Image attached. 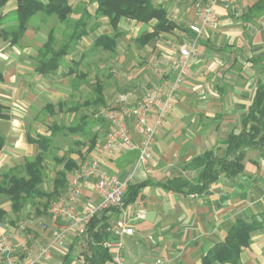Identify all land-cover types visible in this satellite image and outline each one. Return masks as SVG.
Returning a JSON list of instances; mask_svg holds the SVG:
<instances>
[{
  "label": "crops",
  "instance_id": "1",
  "mask_svg": "<svg viewBox=\"0 0 264 264\" xmlns=\"http://www.w3.org/2000/svg\"><path fill=\"white\" fill-rule=\"evenodd\" d=\"M67 2L71 12L64 20L54 13L37 11L16 43L2 32L17 24L16 16L9 18L15 13L17 1L7 0L0 6V102L8 115L0 121L4 137L0 181L4 174L15 171L18 176H26L22 168L41 152L36 141L40 137L48 138V147L54 139H65L68 145L53 156L57 168L54 172L51 169L49 188L43 189L51 192L55 180L60 181L54 199L48 200L51 205L68 201L74 181L79 184L83 201L96 202L92 179L78 177L94 159L120 180H126L128 186L136 185L133 201L121 207L133 229L131 235L122 238L126 264L155 259L161 264H201L203 254L223 241L235 220L252 218L263 229L251 234L233 264H264V146L243 147V171L231 177L221 174L205 191L194 192L187 187L177 192L164 186L174 178L195 184L200 170L187 164L206 151L217 157L225 155L228 135L240 131L255 90L264 83V0L217 3L214 27L199 39L189 28L196 19L197 0H150L152 5L164 7L168 20L175 24L170 31L156 35H149L155 19L139 22L122 17L113 29L108 17L97 13L96 2ZM36 18L40 24L32 27ZM80 32V37H73ZM114 32L118 35L113 50L96 46L97 37ZM49 37L55 50L65 44L68 50L55 71L41 74L36 66L40 59L47 58L40 51ZM180 44L193 46L198 54L191 59L189 74L178 86L173 105L155 135L147 167L137 165L136 150H103L108 123L96 112L95 119L90 118L86 109L134 104L147 87L158 96L174 78L169 59ZM94 52L100 55L94 57ZM152 60L157 61L155 67ZM85 65L93 66L96 72L90 74ZM7 94L14 97L13 103L3 98ZM40 107L46 116H41ZM44 162L43 158L42 165ZM8 201L0 204L5 211L0 235L11 236L17 247L23 238L28 244L36 239L39 247L30 251L36 264L85 263V256L90 254L86 233H78L74 223L50 210L48 213L46 202L31 211L32 221H28L27 211L13 212ZM139 210L144 216L136 217ZM120 215L119 208L105 211L106 219L101 222L106 225L105 242L116 240L110 228ZM62 228L64 235L57 241L56 231ZM40 248H46L47 255H40ZM107 249V264H113V247ZM14 255L21 257L19 251Z\"/></svg>",
  "mask_w": 264,
  "mask_h": 264
},
{
  "label": "trees",
  "instance_id": "2",
  "mask_svg": "<svg viewBox=\"0 0 264 264\" xmlns=\"http://www.w3.org/2000/svg\"><path fill=\"white\" fill-rule=\"evenodd\" d=\"M7 0H0V6ZM17 7L15 16L17 24L12 30H3L5 37L10 36V41L16 43L23 35L28 20L37 12L42 11L48 14L54 13L61 20H64L71 12V6L67 0H48L46 3L40 0H16ZM97 3V13L105 15L109 19V24L116 29L118 21L122 17L134 19L139 22L156 20V25L152 34L156 35L161 31H170L175 24L168 20L164 7L154 6L150 0H89ZM1 20V16H0ZM118 32L112 35L103 34L95 40L96 46L113 50L115 37ZM81 32L73 37H80ZM148 37V35H147ZM51 37L44 44L40 55H47V58L40 59L36 66V71L41 74L50 73L56 70L60 58L66 54L68 45L65 44L55 50L51 46ZM3 80L0 73V82ZM5 106L0 102V121L7 118ZM41 150L33 159H29L23 166L26 176H18L14 173H7L0 181V194L8 197L14 212H18L22 207L23 200L34 197H46L48 200L57 192L59 180H55L54 189L45 192L40 189L43 181V153L49 145L48 138L40 137L36 140ZM226 153L221 157L214 156L211 151L193 158L187 166L199 169V177L195 184L184 178H174L164 186L177 192H183L190 187L194 192L205 191L210 183L215 181L221 174L231 177L243 171V147L262 148L264 146V83L259 84L255 90L251 104L248 107L246 116L241 121L240 131L230 133L226 139ZM4 144V137L0 132V150ZM62 182V181H61ZM136 185H127L124 203L133 201L135 197ZM5 211L0 209V221L3 219ZM106 219L105 211L89 219L86 229V240L89 255H86L84 264H107L110 261V254L104 242L107 239L106 225L101 222ZM263 229L262 224L255 218L250 220H235L223 239L216 243L201 257V264H225L237 263L242 247L248 245L253 232Z\"/></svg>",
  "mask_w": 264,
  "mask_h": 264
},
{
  "label": "built area",
  "instance_id": "3",
  "mask_svg": "<svg viewBox=\"0 0 264 264\" xmlns=\"http://www.w3.org/2000/svg\"><path fill=\"white\" fill-rule=\"evenodd\" d=\"M240 0H197L195 4L196 19L191 22L189 28L195 39L205 35L208 28L214 27L215 6L219 2L236 5ZM198 54L193 46L180 44L176 52L171 54L169 68L173 72V80L170 84L159 90V95H153L152 89H145L142 96L134 104L121 103L116 106H103L96 111V116L108 123V128L102 142L105 151L136 150V163L147 167L152 157L155 135L161 128L166 113L173 105L176 89L181 85L190 71V61ZM157 67V65H156ZM82 179H92V188L97 196L96 202L83 201L79 184L73 182L69 199L65 203H54L50 212L62 220H70L76 225V231L86 233L87 222L97 213L119 208L121 215L110 228L111 234L116 240L112 244L105 242V247H113L111 261L113 264H126L123 259V240L126 235H131L133 229L126 211L121 208L124 204L125 192L128 182L120 180L115 174L108 172L94 159L83 167L78 175ZM144 216V212H137V216ZM42 227H45L43 224ZM65 228L56 231V240L60 241ZM28 244L23 238L16 246L8 235H0V264H36V260L30 256V251L38 246V241L32 239ZM33 246V247H32ZM19 249V250H18ZM20 252L21 257L14 253ZM13 253V256L11 255ZM40 255H47L46 248H40ZM140 264H161V260L141 262Z\"/></svg>",
  "mask_w": 264,
  "mask_h": 264
},
{
  "label": "rangeland",
  "instance_id": "4",
  "mask_svg": "<svg viewBox=\"0 0 264 264\" xmlns=\"http://www.w3.org/2000/svg\"><path fill=\"white\" fill-rule=\"evenodd\" d=\"M10 17H15V13H10L9 14V18ZM16 18V17H15ZM194 21V20H193ZM48 23V22H47ZM40 24V21L36 18L34 21H33V23H32V27H34V26H36V25H39ZM48 25H50V23H48ZM46 26H47V24H46ZM59 33H57V36H58V38H59V40H60V38H61V32L60 31H58ZM45 33H46V30H45ZM45 33H44V35H45ZM43 35V36H44ZM94 54V57L95 56H97V55H100V52H94L93 53ZM154 60V59H153ZM153 60H152V62H151V65L154 63V67H155V64L157 63V61H154L153 62ZM147 62V61H146ZM139 64H142V63H139ZM158 65V64H157ZM169 66V65H168ZM85 70H89L90 71V74H92L93 72H96V69L93 67V66H91V65H89V66H87V65H85V68H84ZM111 70V69H110ZM108 73H114V72H111V71H108ZM91 76V75H90ZM89 76V77H90ZM185 82V81H184ZM105 87H108V85H106ZM146 89H151V88H149V87H147ZM178 89V88H177ZM176 89V90H177ZM3 98H5V100H7V102H9V103H13L12 101H13V96H11L10 94H7L5 97H3ZM84 98H86V97H84ZM14 102H15V100H14ZM71 104V102L70 101H68V105H70ZM37 107V109H38V106L39 105H36ZM100 107H102V106H100ZM97 108H99L98 106H90V108H87L86 109V111L88 112V115H89V117L90 118H92V119H95L94 118V114H95V112H96V110H97ZM40 112H41V116L42 117H44V116H46L47 115V113L45 112V111H43L42 110V108L40 107ZM97 120V119H96ZM68 145V142L65 140V139H62V140H60V139H54L53 141H52V144H51V146L50 147H48V149L43 153V156H44V160H45V162H44V165H43V169H42V171H43V182H42V184L40 185V189H44V190H46V188L48 187V185L50 184V177H51V175H50V171H51V169H53V172L56 170V168H57V166L53 163V156H58V153L62 150V148L63 147H66ZM50 167V168H49ZM23 169V168H22ZM14 174H16V175H18V173L15 171L14 172ZM49 188V187H48ZM52 197V199L51 200H53L54 199V197L53 196H51ZM40 199V200H39ZM2 200V201H1ZM6 202L7 200H9L8 202L10 203V206H11V201H10V199L8 198V197H6V196H4V195H2V194H0V204L2 203V202H4V201ZM46 202V211L49 213V210H50V207H51V201H48V198H46V197H34V198H28V199H26V200H23V204H22V206L23 207H21L20 208V210L19 211H21V209H22V211H27V213H28V217H27V220L29 221H32V217L33 216H30L31 215V211H33L34 209H37V208H39V206H41L42 204H44ZM5 206H7V209H9V212H12V210H11V207H9V205H7V203L6 204H4ZM13 212H14V210H13ZM12 212V213H13ZM139 212V211H138ZM137 213V212H136ZM29 223V222H28ZM39 223H41V222H39ZM41 225V227H42V225H43V223H41L40 224ZM14 226L15 225H13V228H14ZM17 227V226H16ZM1 235H7V234H5V233H2ZM9 236V235H8ZM11 237V236H10ZM14 242V241H13ZM11 255L13 256V253H11Z\"/></svg>",
  "mask_w": 264,
  "mask_h": 264
},
{
  "label": "water",
  "instance_id": "5",
  "mask_svg": "<svg viewBox=\"0 0 264 264\" xmlns=\"http://www.w3.org/2000/svg\"><path fill=\"white\" fill-rule=\"evenodd\" d=\"M139 212H141V213H143L144 211L143 210H139ZM148 213H147V215L145 216V218H148Z\"/></svg>",
  "mask_w": 264,
  "mask_h": 264
}]
</instances>
